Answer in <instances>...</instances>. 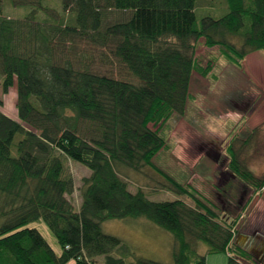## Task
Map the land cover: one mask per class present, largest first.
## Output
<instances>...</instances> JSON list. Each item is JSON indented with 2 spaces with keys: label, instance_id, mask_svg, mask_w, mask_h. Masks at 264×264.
I'll list each match as a JSON object with an SVG mask.
<instances>
[{
  "label": "trees",
  "instance_id": "1",
  "mask_svg": "<svg viewBox=\"0 0 264 264\" xmlns=\"http://www.w3.org/2000/svg\"><path fill=\"white\" fill-rule=\"evenodd\" d=\"M226 1V14L199 23L197 0H60L71 15L56 23L42 6L30 7L22 18L4 16L0 0L2 89L6 94L16 83L18 91V119L0 109V264H98L99 256L105 264H167L144 257L128 261L134 255L129 245L102 227L141 216L173 234L172 264H206V254L213 253H227L228 264H247L251 254L238 243L240 215L224 209L220 216L196 189L154 163L166 148L159 127L184 115L193 72L206 76L211 70L196 62L197 42L219 46L237 67L248 54L264 51V0ZM108 10L120 17L108 21ZM65 38L108 46L138 83L57 62L53 47ZM226 149L233 176L262 189L264 177L240 163L230 144ZM67 159L91 171L79 203L72 197ZM119 167H148L194 204L131 192ZM38 221L51 230L60 253L31 226ZM200 243L205 254L198 252Z\"/></svg>",
  "mask_w": 264,
  "mask_h": 264
},
{
  "label": "rangeland",
  "instance_id": "2",
  "mask_svg": "<svg viewBox=\"0 0 264 264\" xmlns=\"http://www.w3.org/2000/svg\"><path fill=\"white\" fill-rule=\"evenodd\" d=\"M16 1H26L27 6H14L10 0H4V16L22 18L30 7L35 6L48 8L50 21L56 23L63 19L67 22L71 15V12L63 10L60 0ZM107 12L108 21L120 17L114 10ZM195 12L200 23L202 17L218 18L226 14L228 4L226 0H197ZM38 15L41 19L46 17L42 11ZM231 41L240 43L238 37H231ZM57 42L58 40L55 43ZM61 43L63 44H55L53 47L57 62L69 60L76 66H87L98 73L138 83V79L111 54L108 46L78 38L73 41L65 38ZM257 54L259 56L256 61L259 65L255 69L259 71L254 76L247 72L248 65L243 66V69V64L241 67L235 66L223 55L219 46L208 47L203 38L197 42L195 60L201 67L209 65L211 70L206 76L193 72L184 115H173L159 127L166 140V148L154 157V163L183 185L196 189L220 216H224V209L229 210V216L236 217L239 214L237 228L247 229L256 221L257 227L264 233V194L261 191L264 187L255 189L233 176L227 166L230 158L226 149L230 144L240 163L257 176L264 177V51L259 50ZM1 77L0 72V80ZM2 93L0 83V95ZM6 94L5 102L0 108L18 117L16 83ZM65 164L74 182L72 197L79 203L80 187L91 171L70 159ZM118 171L127 181L131 192L142 189L150 200L181 199L189 205L194 204L186 195L171 190L163 177L148 167L140 171L119 167ZM238 202L240 207L237 206ZM246 203L247 206L242 209ZM31 226L38 228L59 252V244L44 222H34ZM102 227L104 232L132 244L135 252L128 261L144 257L167 264L173 263L174 236L152 220L143 216L108 220L102 223ZM252 246H262L264 251L261 240H253L250 247ZM206 248L204 243H200L198 252L201 254ZM248 262L247 264L253 262L252 255Z\"/></svg>",
  "mask_w": 264,
  "mask_h": 264
},
{
  "label": "crops",
  "instance_id": "3",
  "mask_svg": "<svg viewBox=\"0 0 264 264\" xmlns=\"http://www.w3.org/2000/svg\"><path fill=\"white\" fill-rule=\"evenodd\" d=\"M257 52L258 51H255V52H252V53L248 54L244 58V60L242 61L243 62L242 63L243 64L242 65V69H243V66L245 67V66L248 65V68L249 69L247 68L248 69L247 72H249V74L254 75V76L255 75H258V71H259V70H257L258 69L257 68V65H259V64H257V61H256V58H258V56H259L257 54ZM263 61H264V58H263ZM250 66L252 67L251 68L252 70L250 69ZM255 68H257V69H255ZM1 82H2V77H1L0 83ZM6 95L7 94H3V93L0 95V98L3 99V103L5 102L4 100H5ZM3 112L5 114H7L8 116H10L11 118H13V119H18V117L14 116L13 114H10V113L5 112V111H3ZM261 191L264 194V188ZM259 203H260V201H259ZM127 219L128 218L122 219V220H127ZM237 235H238V240H241V244L252 255L253 262H255L257 264H264V251L261 248L262 246L260 248H258V246H252V247H250L251 242L253 240H255L256 242H258V240H261L263 242V247H264V233H262L259 230V228L256 225V221H255V223L253 222L251 225H249L247 229L245 228V229L241 230L240 227L237 228ZM125 243H127V245H129V247L132 249V251L135 252L134 251L135 248L132 247V244L129 241H126ZM60 251L61 250L59 249V252H57V251L56 252L57 253H60ZM205 253H206V250L203 253H201V254H205ZM115 254L117 255V253H115ZM96 261H97L98 264H105V262H104V256L97 257L96 258ZM74 262H75L74 260H70V261L66 262L65 264H74ZM246 263H249V262L246 261ZM255 263H253V264H255ZM206 264H228V254L227 253L206 254Z\"/></svg>",
  "mask_w": 264,
  "mask_h": 264
}]
</instances>
